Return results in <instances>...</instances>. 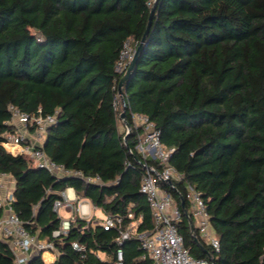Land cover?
I'll return each mask as SVG.
<instances>
[{
    "label": "trees",
    "instance_id": "1",
    "mask_svg": "<svg viewBox=\"0 0 264 264\" xmlns=\"http://www.w3.org/2000/svg\"><path fill=\"white\" fill-rule=\"evenodd\" d=\"M152 8L119 97L125 70L116 62L125 44L138 47ZM9 105L55 115L42 150L76 174L54 176L5 150L14 133ZM123 111L129 125L130 112L146 115L173 149L169 165L180 178L164 188L175 204L182 197L188 211L191 185L207 206L219 251L204 243L201 251L181 214L189 253L209 254L213 264H264V0H0V173L14 181L11 208L23 227L54 243L53 264H108L117 248L116 230L78 217L66 236L52 238L61 220L53 204L68 188L123 225L140 220L138 232L153 229ZM95 177L99 183L86 181ZM121 248L124 264H150L136 240ZM13 262L0 240V264ZM26 264L45 263L35 254Z\"/></svg>",
    "mask_w": 264,
    "mask_h": 264
},
{
    "label": "built area",
    "instance_id": "2",
    "mask_svg": "<svg viewBox=\"0 0 264 264\" xmlns=\"http://www.w3.org/2000/svg\"><path fill=\"white\" fill-rule=\"evenodd\" d=\"M126 46L127 44H125L116 62L118 72L126 69L134 51L132 48H126ZM118 100L120 103V98ZM121 106H123L122 102ZM7 110L10 113L8 124L14 129V133L6 135L5 140L1 143L6 151L13 155L28 156L34 166L46 170L54 176L76 174L52 162L42 150L41 146L46 130L56 123L55 115L38 114L30 116L13 105H9ZM130 121L129 129L124 126L125 134L134 133L135 151L141 157L139 192L145 196L151 211L152 231L138 232L137 227L140 220L123 225V217L121 216L104 215L102 220L95 221L90 215L83 213L82 204L76 201L77 196L74 193L69 194L66 189L60 193L61 199L54 202L53 210L58 214L59 210L63 209L70 215L68 218H61L58 228L52 231V238L58 239L66 236L71 222L78 217L90 222L92 226L99 224L105 231L113 229L118 232L115 239L117 248L108 259V264H124L121 246L124 241L131 239L138 242L141 251L140 258L149 260L150 264H211L208 259L193 257L184 245L183 236L178 232L177 223L180 221L182 211L175 204L170 192L164 188L165 185L173 188L172 180L180 178L169 165V158L173 149L162 145L159 131L146 115L130 112ZM128 153L132 154V151L128 149ZM9 178V175L0 173V208L4 210V215L0 218V240L6 242L13 253V264H26L31 252L36 254L41 252V256L50 254L55 257L54 243L51 240L39 239L30 234L12 211V193L2 194V191L6 190L7 179L9 180ZM86 181L100 182L98 177L87 178ZM184 199L187 203V213L189 212L188 216L192 226L196 229L201 241L197 239L217 253L219 241L213 233L207 206L201 194L191 185H187ZM88 203L93 206L90 202ZM93 208L96 207L93 206ZM127 217L131 219L132 215L128 214ZM72 247L79 252L85 251V247L77 243H73ZM99 254L100 259H105Z\"/></svg>",
    "mask_w": 264,
    "mask_h": 264
},
{
    "label": "water",
    "instance_id": "3",
    "mask_svg": "<svg viewBox=\"0 0 264 264\" xmlns=\"http://www.w3.org/2000/svg\"><path fill=\"white\" fill-rule=\"evenodd\" d=\"M152 12H153V8L150 11V14H149V22L147 24L146 30L144 32V35L142 36L141 41H140L138 47L133 51L132 57H131V59L128 62V65H127V67L125 69V72L123 73L121 79L118 82V85H117V93H118L119 96L122 95V87H123L124 83L126 82L127 78L129 77L132 69L134 68L135 61L137 59L138 53H139V51H140V49L142 47L143 41L145 39V36H146L147 31H148L149 26H150V19H151ZM119 119L122 120V122L124 123V126L127 129H129V124L125 120V113H124V111L120 113ZM127 135L128 134H126V136L124 137V140H126ZM179 202H180V208H181L182 214H183V216L186 218V220L188 222L189 229H190V233L192 234L194 243L198 246V248L201 251L206 252V250H205L204 246L202 245V243L197 239V237L193 233L192 222H191V219L188 216L187 210H186L185 205H184V200L182 199V197L179 198ZM36 256L40 257L41 256V252L37 253ZM207 259L211 262V264H213V259H212V257L209 254H207Z\"/></svg>",
    "mask_w": 264,
    "mask_h": 264
},
{
    "label": "crops",
    "instance_id": "4",
    "mask_svg": "<svg viewBox=\"0 0 264 264\" xmlns=\"http://www.w3.org/2000/svg\"><path fill=\"white\" fill-rule=\"evenodd\" d=\"M123 126H124V125H123ZM11 154H12V153H11ZM13 189H14V181H13V179L10 177L9 180L7 179V187H6V190L2 191V194H3V193H12ZM67 192H68L69 194L74 193V195H76V194H75V191H74L72 188H68V189H67ZM76 198H77V197H76ZM76 201H77L78 203L82 204V211H83V213H84L85 215L88 214V215H90L95 221H100L99 219L95 218V215H94V211H96L97 208H93V206H90V204L88 203L89 201H88L87 199H79V198H77ZM63 211H64V214H65V215H64V216L59 215V212H58L59 217H60V218H63V217L68 218L70 214H69L68 212H66V210H63ZM35 254H36V253L31 252V253L29 254V258H30L31 256L35 255ZM99 255H100V254H99ZM101 255H102L103 258H104V255H103V254H101ZM45 256L48 257L47 260H46ZM55 257H56V256H55ZM55 257L51 256L50 254H43V255L41 256V259H42V261H43L45 264H53L54 261H55Z\"/></svg>",
    "mask_w": 264,
    "mask_h": 264
},
{
    "label": "rangeland",
    "instance_id": "5",
    "mask_svg": "<svg viewBox=\"0 0 264 264\" xmlns=\"http://www.w3.org/2000/svg\"><path fill=\"white\" fill-rule=\"evenodd\" d=\"M126 48H132V47L129 44H127ZM59 215H62V216L65 215L63 209L59 210ZM94 215H95V218H97L99 220H102L104 218V214L100 209H97L96 211H94ZM63 218H65V217H63ZM100 256L103 258V256L101 254H100Z\"/></svg>",
    "mask_w": 264,
    "mask_h": 264
},
{
    "label": "bare ground",
    "instance_id": "6",
    "mask_svg": "<svg viewBox=\"0 0 264 264\" xmlns=\"http://www.w3.org/2000/svg\"><path fill=\"white\" fill-rule=\"evenodd\" d=\"M45 258H46V260L48 259V257H47V256H45Z\"/></svg>",
    "mask_w": 264,
    "mask_h": 264
}]
</instances>
